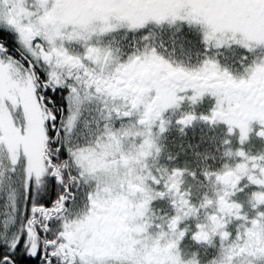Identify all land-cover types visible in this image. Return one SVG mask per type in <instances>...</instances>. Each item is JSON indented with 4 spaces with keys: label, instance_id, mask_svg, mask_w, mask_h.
I'll list each match as a JSON object with an SVG mask.
<instances>
[{
    "label": "snow or ice",
    "instance_id": "snow-or-ice-1",
    "mask_svg": "<svg viewBox=\"0 0 264 264\" xmlns=\"http://www.w3.org/2000/svg\"><path fill=\"white\" fill-rule=\"evenodd\" d=\"M0 264H264V0H0Z\"/></svg>",
    "mask_w": 264,
    "mask_h": 264
},
{
    "label": "flooded vegetation",
    "instance_id": "flooded-vegetation-1",
    "mask_svg": "<svg viewBox=\"0 0 264 264\" xmlns=\"http://www.w3.org/2000/svg\"><path fill=\"white\" fill-rule=\"evenodd\" d=\"M208 103H209V101L206 100L205 105L203 107H206L208 105ZM202 134L211 135L212 133H210V132L202 133V131L199 127L195 128V129H189L187 137H186L185 142H184V146L186 149H187V145L189 143L192 144L193 147L191 149H187L189 152H191V151H203L206 148H211L210 142L201 143V135ZM172 135L175 136V133H172ZM197 145H199V147H197Z\"/></svg>",
    "mask_w": 264,
    "mask_h": 264
}]
</instances>
